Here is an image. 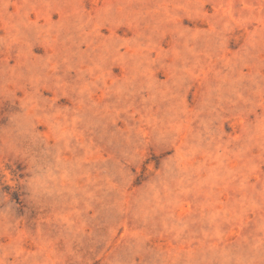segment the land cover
I'll list each match as a JSON object with an SVG mask.
<instances>
[{"label": "rangeland", "instance_id": "374dc122", "mask_svg": "<svg viewBox=\"0 0 264 264\" xmlns=\"http://www.w3.org/2000/svg\"><path fill=\"white\" fill-rule=\"evenodd\" d=\"M0 264H264V0H0Z\"/></svg>", "mask_w": 264, "mask_h": 264}]
</instances>
